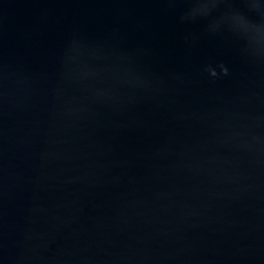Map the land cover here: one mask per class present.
<instances>
[{
  "label": "water",
  "instance_id": "1",
  "mask_svg": "<svg viewBox=\"0 0 264 264\" xmlns=\"http://www.w3.org/2000/svg\"><path fill=\"white\" fill-rule=\"evenodd\" d=\"M0 264H264V0H0Z\"/></svg>",
  "mask_w": 264,
  "mask_h": 264
},
{
  "label": "snow or ice",
  "instance_id": "2",
  "mask_svg": "<svg viewBox=\"0 0 264 264\" xmlns=\"http://www.w3.org/2000/svg\"><path fill=\"white\" fill-rule=\"evenodd\" d=\"M241 23H243V21H241Z\"/></svg>",
  "mask_w": 264,
  "mask_h": 264
}]
</instances>
